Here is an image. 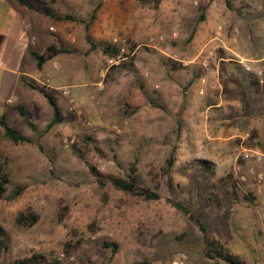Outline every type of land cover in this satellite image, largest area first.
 I'll return each instance as SVG.
<instances>
[{
	"label": "rangeland",
	"instance_id": "obj_1",
	"mask_svg": "<svg viewBox=\"0 0 264 264\" xmlns=\"http://www.w3.org/2000/svg\"><path fill=\"white\" fill-rule=\"evenodd\" d=\"M150 1L142 6L135 0H84L83 22H90L101 5L92 23L106 37L101 45L125 50L120 66L108 69L110 58L105 59V83L99 88L106 90L111 71L121 73L138 60L148 74L145 96L138 93L139 77H133L136 84L118 89L120 111L112 105L100 121L84 115L82 121H66L60 131L35 134L28 149H19V157L33 163L10 172V193L24 186L21 197L0 200V226L9 235V250L0 264L34 254L65 264H214L203 255L201 229L174 209L169 198L188 204L208 226V235L228 251L249 264H264V180L251 172L264 176V161L244 157L245 150L264 152V62L241 58L264 55V0H230L232 9L227 0H170L157 9ZM209 38H218L212 44L226 46L223 50L234 62L222 67L227 76L221 77V88L198 80L183 89L192 78L184 69L178 77L182 87L166 82ZM127 102L152 109L137 111L126 125ZM65 138H74L75 146L66 149ZM173 153L175 164L163 175ZM134 162L161 200L146 202L111 185L105 200L88 164L106 175L125 177ZM29 210L39 216L38 223L20 226L18 215ZM105 242L119 244L112 263ZM68 244L73 246L70 255Z\"/></svg>",
	"mask_w": 264,
	"mask_h": 264
},
{
	"label": "crops",
	"instance_id": "obj_2",
	"mask_svg": "<svg viewBox=\"0 0 264 264\" xmlns=\"http://www.w3.org/2000/svg\"><path fill=\"white\" fill-rule=\"evenodd\" d=\"M31 2L42 12L48 7L54 14L69 15L74 17L75 21L53 19L41 11L30 10L17 0H0V122L5 120L11 128L33 141L21 145L8 141L5 138V130L0 124V170L9 174L11 182L10 172L14 166L24 170L33 163L32 158L30 161L27 157L25 161L21 159L19 149H28L34 143L35 134L49 135L55 129L60 131L63 126L62 123L49 128L54 122V109L45 95L46 92H51L58 100L64 115L75 112L100 121L101 115L110 110L112 105H115L114 111H120L122 105L118 89L136 84L137 80L132 81L133 77H139L140 95L147 88L148 74L145 72L144 64L138 60L134 61L133 68L125 69L121 73L120 69L111 71L109 74L111 77L108 78L107 85H104L106 90L99 88L105 83L103 66L106 57L100 49L92 51L91 45L87 42L85 24L80 15L84 0H31ZM91 35L94 42L100 45L106 38L96 25L91 27ZM217 39L209 38L206 42H201L200 49L194 52L189 61L183 63L184 68H177L171 77L167 76L166 82L170 80L176 86L182 87L178 77L179 71L184 69L191 71L192 78L182 87L183 89L198 80L202 84L208 82V86L213 89H220L221 77L227 76L222 73V67L234 62L227 57L226 46H222L221 49L214 47L212 43ZM52 44H57L69 52L54 57L39 69L34 54L42 53ZM139 48L140 46L136 50ZM241 58L243 61L256 64L264 62V55L250 58L242 54ZM195 68L199 69L196 76ZM159 81L163 82V77ZM160 94L164 99L165 91H160ZM95 97L97 101L93 100ZM215 105H221V102ZM134 106L141 107V104L136 103ZM151 107L143 106L137 114L140 115L152 109ZM212 107H207L204 112L208 114ZM20 109H24L29 114L30 122L35 128H32L22 116ZM154 109L161 111L156 107ZM187 110L188 108L185 112ZM116 114L114 113V116ZM134 117H129L126 125H129ZM13 149L17 150L14 158ZM19 164L22 167H18Z\"/></svg>",
	"mask_w": 264,
	"mask_h": 264
},
{
	"label": "trees",
	"instance_id": "obj_3",
	"mask_svg": "<svg viewBox=\"0 0 264 264\" xmlns=\"http://www.w3.org/2000/svg\"><path fill=\"white\" fill-rule=\"evenodd\" d=\"M20 4L23 6L29 8L30 10H35V11H41L37 6L31 2V0H17ZM122 2H127L130 0H121ZM137 1L140 5L142 6H149L151 5L150 0H135ZM164 1H170V0H153V6L154 8H159L162 2ZM172 1V0H171ZM227 6L229 9H232V4L230 0H227ZM101 5L97 6L94 14L91 17L90 22H83L85 24V30H86V39L87 42L91 45V50L95 51L97 49H100L107 59L113 58L117 56L119 53V50L117 48L112 47L110 44L106 43L104 45H100L94 42L92 35H91V27L93 20H95V15L97 14V11L100 9ZM44 14L52 17L53 19H57L60 21H75V18L72 16H59L54 14L52 11L49 10L48 7H45L43 12ZM205 15L202 14L200 17V22L205 21ZM194 36L190 39L192 40ZM69 50L58 46L57 44H52L49 47H47L42 53L38 54L35 53L34 57L37 61L39 69H42L43 66L53 59L54 57L63 54V53H68ZM252 85L254 87H259L260 84L256 81H252ZM36 89L37 86L33 85ZM45 95L47 98L50 100L53 109H54V122L49 126L51 129L55 125H60L64 122L68 121H82L84 119V116L79 115L77 113L71 112L68 115H64L59 107L58 100L53 96L51 92H46ZM141 107H135L134 104L131 102H127L125 105V113L127 116L132 117L137 111H139ZM22 112V116L29 122L30 126L32 128H35V125L30 122L29 114L24 110L20 109ZM0 124L3 126L5 130V138L16 144V145H21V144H26V143H32L33 141L23 135L21 132L18 130L11 128L5 120L1 121ZM92 139L89 138L86 140V143L88 144L89 141ZM75 146V145H74ZM40 149L43 151V147L40 145ZM175 153V152H174ZM174 153L170 155V157L167 159L166 165L167 167L163 168V175H168L173 168L175 164V156ZM78 157L85 161L84 155L81 153H76ZM88 168L90 171V174L94 177L96 180V183L99 187V189L102 191V196L105 200L108 199L109 195L107 193V187L109 185L112 186L113 189H115L118 192H121L127 196L133 197V198H138L141 200H144L146 202H155L161 200V196L158 191L153 190L146 186L145 181L143 177L139 173V169L137 166V162H134L133 164L130 165V168L126 174L125 177H118L114 175H106L102 173L101 171L98 170L97 167L92 166L88 164ZM10 184H11V179L8 173H6L4 170H0V200H6V201H15L18 198L21 197L24 186H18L16 190L12 193H10ZM169 188L170 191L173 193V180L170 178L169 179ZM168 203L176 209L178 212L184 214L191 222H193L195 225H197L201 231L203 232V255L206 259L212 261L214 264H220L221 262L225 264H249L247 261L243 260L239 256L231 253L228 251L223 244H221L219 241L211 238L208 235V226L202 222L194 210L185 203L179 202L173 198L168 199ZM39 221V216L29 210L27 212H22L18 215L17 217V223L20 226L24 227H32L36 225ZM67 254L70 255V250L73 248L71 244L67 245ZM103 249L104 250H109L111 252V258H110V263L113 262L115 257L117 256L119 252V244L114 243V242H105L103 244ZM9 250V235L7 231L0 226V256L4 253H6ZM13 264H65L62 260L59 259H50L49 257L43 255V254H34L31 257L22 259V260H17ZM142 264H150L148 260H145Z\"/></svg>",
	"mask_w": 264,
	"mask_h": 264
},
{
	"label": "built area",
	"instance_id": "obj_4",
	"mask_svg": "<svg viewBox=\"0 0 264 264\" xmlns=\"http://www.w3.org/2000/svg\"><path fill=\"white\" fill-rule=\"evenodd\" d=\"M125 52V50H120V53L113 57L110 58L109 62H108V69L113 68L115 66H120V64L126 60V58H124L122 55ZM259 75H262V72H259ZM73 103V102H72ZM76 144V140L74 138H65L63 141V145L66 149H70L72 148L74 145ZM245 160L248 159H255L258 163H262L264 161V152L262 151H249V150H245V154H244ZM252 174L255 176L256 180H258L259 182H262L264 180V176L261 173H257L254 170H251ZM245 178L242 177V180H244Z\"/></svg>",
	"mask_w": 264,
	"mask_h": 264
}]
</instances>
